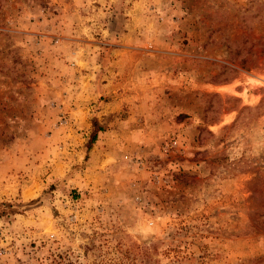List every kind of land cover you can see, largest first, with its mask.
Here are the masks:
<instances>
[{
	"label": "rangeland",
	"instance_id": "obj_1",
	"mask_svg": "<svg viewBox=\"0 0 264 264\" xmlns=\"http://www.w3.org/2000/svg\"><path fill=\"white\" fill-rule=\"evenodd\" d=\"M0 264H264V0H0Z\"/></svg>",
	"mask_w": 264,
	"mask_h": 264
},
{
	"label": "trees",
	"instance_id": "obj_2",
	"mask_svg": "<svg viewBox=\"0 0 264 264\" xmlns=\"http://www.w3.org/2000/svg\"><path fill=\"white\" fill-rule=\"evenodd\" d=\"M94 140H95V135L92 136V138H91V142H93Z\"/></svg>",
	"mask_w": 264,
	"mask_h": 264
},
{
	"label": "bare ground",
	"instance_id": "obj_3",
	"mask_svg": "<svg viewBox=\"0 0 264 264\" xmlns=\"http://www.w3.org/2000/svg\"><path fill=\"white\" fill-rule=\"evenodd\" d=\"M259 79V78H258ZM257 81H260V80H257Z\"/></svg>",
	"mask_w": 264,
	"mask_h": 264
}]
</instances>
